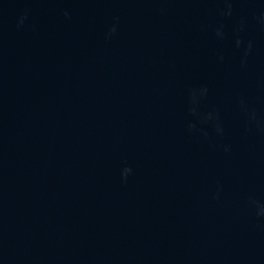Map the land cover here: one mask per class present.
I'll return each instance as SVG.
<instances>
[{
    "label": "water",
    "instance_id": "1",
    "mask_svg": "<svg viewBox=\"0 0 264 264\" xmlns=\"http://www.w3.org/2000/svg\"><path fill=\"white\" fill-rule=\"evenodd\" d=\"M0 264H264V0H0Z\"/></svg>",
    "mask_w": 264,
    "mask_h": 264
},
{
    "label": "clouds",
    "instance_id": "2",
    "mask_svg": "<svg viewBox=\"0 0 264 264\" xmlns=\"http://www.w3.org/2000/svg\"><path fill=\"white\" fill-rule=\"evenodd\" d=\"M112 31H115V29L113 28Z\"/></svg>",
    "mask_w": 264,
    "mask_h": 264
}]
</instances>
